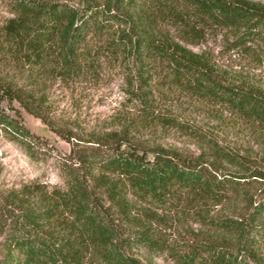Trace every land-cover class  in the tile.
<instances>
[{"label":"trees","instance_id":"trees-1","mask_svg":"<svg viewBox=\"0 0 264 264\" xmlns=\"http://www.w3.org/2000/svg\"><path fill=\"white\" fill-rule=\"evenodd\" d=\"M8 12L3 134L30 152L40 139L19 109L48 124L49 83L97 81L103 63L120 69L129 112L58 159L62 187L0 194V264H144L138 249L174 264H264V191L251 192L264 183V162L159 103L176 93L217 120L226 112L228 126L264 144V88L227 78L210 50L188 47L220 36L225 53L262 63L263 1L8 0ZM157 130L179 132L198 151L151 141ZM189 221L203 230L181 234Z\"/></svg>","mask_w":264,"mask_h":264},{"label":"rangeland","instance_id":"rangeland-1","mask_svg":"<svg viewBox=\"0 0 264 264\" xmlns=\"http://www.w3.org/2000/svg\"><path fill=\"white\" fill-rule=\"evenodd\" d=\"M8 16V0H0V23ZM188 47L196 52L210 50L212 58L227 78L247 77L264 88V61L257 64L233 54L230 56L222 50L220 36L209 37L205 43ZM123 87L120 69L103 63L97 81L81 77L68 84L60 81L49 83L46 103L48 124L20 108L22 124L30 133L39 137L40 143L34 141L33 149L28 152L0 131V194L34 183L48 188L62 187L63 180L57 167L58 159L67 154L72 145L86 144L89 131H108L114 127L120 112H129ZM167 94L159 101L167 110L192 124L199 125L222 145L246 153L258 164H263L264 144H260L246 129L240 127L236 130L228 126L231 119L226 112L217 120L198 102L176 93ZM148 138L180 149L198 151L193 140L173 130H157ZM212 178L213 176L208 174V179ZM254 191L257 194L264 191V183H254L251 192ZM182 224L181 234L187 232L194 235L203 230L197 222ZM135 252L144 264H174L165 252L154 253L145 249Z\"/></svg>","mask_w":264,"mask_h":264}]
</instances>
